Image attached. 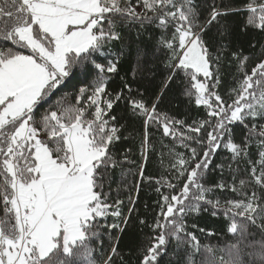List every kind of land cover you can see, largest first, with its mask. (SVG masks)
I'll use <instances>...</instances> for the list:
<instances>
[{
  "label": "snow or ice",
  "instance_id": "6c2138e0",
  "mask_svg": "<svg viewBox=\"0 0 264 264\" xmlns=\"http://www.w3.org/2000/svg\"><path fill=\"white\" fill-rule=\"evenodd\" d=\"M233 12L248 13L242 30L264 32V0H248L242 7H225L223 0H204L203 7L197 0H0V264H115L117 256L125 264L118 252L119 236L113 232L127 228L138 212L137 198L127 197L125 213L119 188L114 198L111 184H106L110 169L128 161L127 152L123 161L115 154L124 125L112 110L121 101L143 120L137 195L144 180L153 181L144 175L153 148L149 129L172 138V145L165 146L170 175L155 180V215L151 222L139 219L150 233L138 250V264H160L170 247L179 257L177 264H197L201 250L212 254L213 247L201 245L186 223L189 214L207 211L205 205L213 216L223 212L231 221L228 231L240 239L229 245L234 250L230 264H245L239 245L249 224L264 233V124L255 122L264 120V58L249 72L251 57L242 49L231 51L229 59L228 45L220 44L213 55L205 38L213 25H219L220 37L227 36L229 26L220 18ZM137 23L160 29L158 43L166 50L167 75L151 105L142 93L134 96L128 83L109 92L110 74L119 71L118 57L107 63L98 60L111 42L121 39L118 26ZM225 60L229 66L235 62L236 71L233 86L222 95ZM89 64L95 78L79 87L74 102L66 93L37 118L74 69ZM173 81L205 110L203 119L188 124L158 110ZM237 124L246 130L240 142L233 135ZM253 143L258 147L255 160ZM220 149L231 154L236 167L228 165L230 182L209 185L206 177ZM241 162L247 164V177L240 176ZM216 167L223 176L224 165ZM218 191L239 198L218 196ZM94 240L100 241L99 249L91 246ZM248 255L264 264V242ZM203 264H209L207 258Z\"/></svg>",
  "mask_w": 264,
  "mask_h": 264
},
{
  "label": "trees",
  "instance_id": "16d2710c",
  "mask_svg": "<svg viewBox=\"0 0 264 264\" xmlns=\"http://www.w3.org/2000/svg\"><path fill=\"white\" fill-rule=\"evenodd\" d=\"M211 2L212 0H207L208 4H211ZM247 2L248 0H223V5L225 7H242ZM197 3L203 7L204 0H197ZM217 3H220V0H217ZM247 15V12H233L227 17H221L220 23H227L229 34L220 37L217 31L219 25H213L205 38L210 40L213 55L216 54L217 46L220 44L228 45L229 59L231 51L242 49L245 55L251 57L248 62V71L250 72L251 67L258 62V59L264 58L261 57V53L264 52V32L252 27L242 30ZM206 16L207 9L205 8L201 18L203 19ZM117 30L121 33V39L111 42L105 48L106 56L98 57L101 63H107L108 60H116L118 57L119 71L115 74H110L111 78L108 82V90L115 93L120 91L125 83H128L133 89L134 96L139 98V94L142 93L143 98L151 105L152 101L160 94L167 75L164 67L166 50L161 48L158 43L161 38V30L156 28L155 25L141 27L138 23L120 25ZM170 34L171 32L169 31L168 35ZM2 43L0 42V44ZM253 44L255 47H253ZM221 71L223 83L219 91L222 95H226L233 86L232 76L236 71L235 62L229 66L228 60H225ZM95 75V69L90 64L86 65V68L83 70L80 68L74 69V74L67 80L66 84L55 95L51 96L48 103L43 104L38 110L37 118L49 108V105H55L66 93L69 94V99L74 102V93L79 87L90 85ZM125 94L127 95V90H125ZM158 110L178 119H183L188 124H191L194 120H201L206 115L202 107L198 108L194 102H190L183 95V85L177 81H173L168 89L163 92L158 104ZM112 115H115L118 122L124 125L122 138L115 146L116 157L123 161V154L127 152L128 161L124 162L122 167L117 166L114 169H110L106 184H111L114 198L117 195L116 190L119 188V198L124 199L126 202L124 207L125 213L129 206L127 204V197L129 195L137 198L136 209L138 210V212L132 214V218L124 232H113V236H119L118 252L123 256L125 264H138V250L146 243L145 238L150 233L147 227H142L139 224V219L143 217L151 222L155 215V201L158 199V194L155 192V188L157 187L155 180L161 176L170 175L168 168L170 157L168 155V147L165 146L172 145V138L163 137L162 130L157 131L155 127L149 129L153 148L149 153L144 175L145 177H152L153 181L149 183L147 180H144L137 195L135 183L139 180L138 170L142 163L140 145L144 131L143 120L132 115L129 106L124 101L114 106ZM255 122L264 124V120H257ZM245 131L242 125L237 124L233 126V135L236 142L243 140ZM177 150L185 152L188 155L187 151L183 148L177 147ZM257 152L258 147L253 143L250 148L251 159L255 160L258 158ZM230 163L233 168L236 167L231 161L230 153L224 149L218 150L213 158L212 165H210V170L206 177L207 183L212 185L220 182L222 179L230 182L232 180L228 167ZM218 164L224 165L223 176L220 169L216 167ZM246 167V162H241L240 176L247 177V173L244 171ZM240 176H238V179ZM173 182L175 183V181ZM164 190L167 191V189ZM217 195L222 197L227 196L228 198H239L231 192L220 193L218 191ZM145 205H147V208H145ZM204 207L208 210L202 209L199 213H191L186 217L189 230L196 234L201 245H209L214 249L212 254L201 250L200 254L195 257L197 264H203L205 258H207L209 264H230L232 259L231 253L234 250L230 249L229 245L236 244L240 238L229 233L228 228L231 221L224 216L223 212L213 216L211 207L207 205ZM2 215V212H0V216ZM112 222V218L109 217L108 223ZM241 223H244V221H241ZM193 224L197 225V227L192 228ZM200 228L206 231L201 233L199 231ZM209 232L213 234L209 235ZM260 242H264V233L249 224L248 235L243 243L239 245L243 251L245 264H259V261L250 258L248 253L258 252L260 250ZM249 244H252V247H249ZM103 245L105 249L109 245L106 234L103 237ZM91 246L99 249L100 241L94 240ZM96 258L100 259L99 251L96 252ZM178 259L179 257L174 254L173 247H170L168 254L161 258L160 264H177ZM115 264H121L119 256L115 258Z\"/></svg>",
  "mask_w": 264,
  "mask_h": 264
}]
</instances>
